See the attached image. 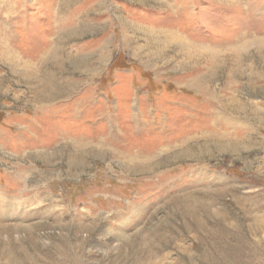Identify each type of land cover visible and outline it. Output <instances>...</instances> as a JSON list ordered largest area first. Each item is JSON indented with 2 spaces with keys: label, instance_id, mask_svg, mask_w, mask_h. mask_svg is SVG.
<instances>
[{
  "label": "rangeland",
  "instance_id": "1",
  "mask_svg": "<svg viewBox=\"0 0 264 264\" xmlns=\"http://www.w3.org/2000/svg\"><path fill=\"white\" fill-rule=\"evenodd\" d=\"M260 39L264 0H0V264H264V112L217 99L264 109Z\"/></svg>",
  "mask_w": 264,
  "mask_h": 264
},
{
  "label": "bare ground",
  "instance_id": "2",
  "mask_svg": "<svg viewBox=\"0 0 264 264\" xmlns=\"http://www.w3.org/2000/svg\"><path fill=\"white\" fill-rule=\"evenodd\" d=\"M257 43V50H258V52L259 53H263L264 54V40H262V39H260L259 41H257L256 42ZM183 44H186V43H183ZM183 44H182V47H183ZM243 47V46H242ZM247 48V47H246ZM246 48H244L243 50H242V48L240 49L241 51H239V52H243ZM217 51H219V50H217ZM221 51V50H220ZM232 53V55H233V57H234V62L235 63H237V64H240L241 63V53ZM253 53V52H252ZM189 55H188V59H192V58H194V56H195V54H193L192 52H189L188 53ZM197 54V53H196ZM203 54V53H202ZM204 54H206L205 52H204ZM234 54H236V55H234ZM219 56H220V54H219ZM219 56L217 57V58H212V57H209V58H211V61L212 60H214V61H217V60H221V58H219ZM225 56V55H224ZM196 58V57H195ZM198 58H199V56H198ZM226 59V58H225ZM228 59V58H227ZM224 60V59H223ZM245 61V60H244ZM233 62V63H234ZM209 64H210V62H209ZM221 64H223V62L221 63ZM211 65V64H210ZM232 65V64H231ZM216 66H218L217 64H215L214 66H210V69H211V72L210 73H207V76H208V78L207 79H213V78H215L216 76V71H215V68H216ZM250 67V66H249ZM236 68V67H235ZM209 69V68H208ZM243 69V68H242ZM217 70V69H216ZM230 70V69H229ZM241 70V69H240ZM244 70V69H243ZM237 71H239V70H237ZM237 71H234L233 69H232V71H231V75H230V77H234V75L236 74V75H238L237 73ZM241 72V71H240ZM262 73V72H261ZM251 74V73H250ZM206 76V77H207ZM229 79V78H228ZM263 79H264V77H263ZM230 80H232V79H230ZM207 81H187V83L191 86V87H197V88H200L199 90H202V89H206L207 87H209L208 88V90L209 91H211V88H210V85H206L205 83H206ZM208 82H210V81H208ZM230 83H232V81L230 82ZM208 84V83H207ZM228 84V83H227ZM234 84L232 83V85H230L229 84V87H232ZM185 87V86H184ZM206 92H208V91H206ZM212 93V95H210V96H215L216 97V95H215V92H211ZM230 94V93H229ZM220 96V98L217 96V99H218V103H219V106H220V108L222 109V110H225L226 112H230V113H232V114H237V113H247V116H253L254 118H255V116L256 115H259L260 113H262V112H264V109H262V108H260L259 107V105H257V104H255V103H253V102H247V103H241V102H239V100L235 97L236 95L235 94H231V95H229L228 96V94L227 95H219ZM55 97V96H54ZM217 103V104H218ZM213 107V106H212ZM218 112V111H217ZM220 116H224L225 115V117H224V119H227L228 118V121L231 123L232 122V124H239L240 122L239 121H237L236 119H233L232 117H229L228 115L226 116V113L225 112H223V113H220L219 114ZM244 115V114H243ZM135 116V115H134ZM263 116H264V114H263ZM263 118V119H262ZM262 118H260V123H262L263 125H264V117H262ZM249 120V119H248ZM204 136V135H203ZM190 137H187V139H189ZM195 138V137H194ZM99 139V141L97 140V141H94L93 140V143L94 142H99V144H100V146H98V145H95V147H93L94 146V144L93 145H91L90 147H88L89 148V150L92 152V154H93V156L94 157H96V156H106L107 155V153L109 152V151H111L112 152V154H114V155H116V158H118L119 160H118V162H119V165H120V169H121V171H122V174H125V175H128V176H131V175H137V174H153V171L156 169V167H158L160 164H161V162L160 161H158L157 159L155 160V159H153V154H149L148 156H145V154L143 155L142 153H140V152H138V151H132V152H127V151H119V150H114V147H112L111 149H110V147L109 148H107V149H105L104 147L105 146H103V140L105 139L104 137H99L98 138ZM187 141V140H186ZM216 141V140H215ZM218 141V140H217ZM225 141V140H224ZM233 141H234V139H233ZM83 142V141H82ZM192 142V141H191ZM190 142V143H191ZM89 143H91V142H89ZM98 144V143H97ZM218 144V143H217ZM216 144V145H217ZM207 145V144H206ZM205 146V145H204ZM93 147V148H92ZM183 147H184V145H183ZM206 147V146H205ZM80 148V147H79ZM191 148V147H190ZM77 150H81V149H77ZM184 150V149H183ZM80 152H82V151H80ZM186 152V151H185ZM187 153V152H186ZM181 154V153H180ZM183 154H185L184 152H183ZM191 154H193V153H191ZM190 154V155H191ZM155 156H157V154L155 155ZM193 156V155H192ZM167 157V156H166ZM186 157V156H185ZM194 160V159H193ZM121 174V175H122ZM125 177V176H124ZM135 177V176H134ZM132 178V177H131ZM125 181H127V180H125ZM144 181V180H143ZM130 204L131 203H128L127 205H126V209H128V207L130 206ZM119 216V215H118ZM120 216H121V214H120ZM119 216V217H120ZM6 230L7 228H5V227H0V230ZM134 240V239H133ZM145 240H147V238H145ZM145 243V242H144ZM144 243H142V246L144 245ZM132 244V243H131ZM138 244V243H137ZM140 244V243H139ZM138 244V245H139ZM147 246L146 247H142V248H136L135 250H134V252H135V254L133 255L134 256V261H139L140 259H141V252L142 251H144V249H146V251L144 252V253H146V256L148 255H151V253L150 252H152L151 251V242L149 241V243H147L146 244ZM128 245H126L125 244V247H127ZM132 246V245H131ZM81 249V248H80ZM141 249H142V251H141ZM133 250V249H132ZM80 252H81V250H80ZM72 253V252H71ZM123 253V259H122V264H123V262L126 260V259H128V257H130L129 255H128V253H126V252H122ZM81 254V253H80ZM83 254V253H82ZM76 255V254H75ZM79 255V254H78ZM69 252L67 251V255H66V259H65V262H58L57 264H68V262H66L68 259H69ZM4 257H9V259H11L12 260V258H14V253L12 252V251H9V249H3V250H0V258H4ZM26 259V258H25ZM54 259V258H53ZM70 260H72V257H71V259ZM54 262V261H53ZM149 263V262H148ZM55 264V263H54ZM74 264H82V260H81V256L79 257H76V259H75V263ZM84 264V263H83Z\"/></svg>",
  "mask_w": 264,
  "mask_h": 264
}]
</instances>
